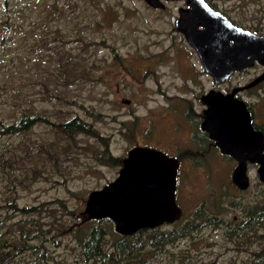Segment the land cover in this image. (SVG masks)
Wrapping results in <instances>:
<instances>
[{
    "label": "rangeland",
    "instance_id": "1",
    "mask_svg": "<svg viewBox=\"0 0 264 264\" xmlns=\"http://www.w3.org/2000/svg\"><path fill=\"white\" fill-rule=\"evenodd\" d=\"M208 1L264 34V0ZM182 6L0 0V264H264V182L249 167L239 190L236 162L195 134L180 100L229 91L264 67L215 84L175 28ZM240 95L264 129V81ZM136 145L181 160L184 216L125 239L82 212Z\"/></svg>",
    "mask_w": 264,
    "mask_h": 264
},
{
    "label": "water",
    "instance_id": "2",
    "mask_svg": "<svg viewBox=\"0 0 264 264\" xmlns=\"http://www.w3.org/2000/svg\"><path fill=\"white\" fill-rule=\"evenodd\" d=\"M145 1L153 7L161 5V0ZM186 1L188 8L180 9L177 29L215 83L255 63L264 67V34L234 24L206 0ZM263 78L264 72L251 85ZM240 89L226 93L211 89L202 95L206 104L202 129L222 154L237 162L231 178L237 188L245 189L248 162L259 165L258 176L264 181V134L254 128L251 111L235 97ZM178 177L177 157L153 146H133L115 179L89 192L82 213L87 219L112 222L121 235L173 223L182 216L176 203Z\"/></svg>",
    "mask_w": 264,
    "mask_h": 264
},
{
    "label": "flooded vegetation",
    "instance_id": "3",
    "mask_svg": "<svg viewBox=\"0 0 264 264\" xmlns=\"http://www.w3.org/2000/svg\"><path fill=\"white\" fill-rule=\"evenodd\" d=\"M161 1H180V2H182L183 3V6L182 7H179V9H178V16H176L175 17V20H174V24H175V28H176V30L178 31V29H177V26H176V21H177V19L180 17L179 15H180V9H187L188 8V5H187V1L186 0H161ZM206 2L211 6V7H213L214 9H216L213 5H211L210 4V2L208 1V0H206ZM149 4V3H148ZM150 5V4H149ZM153 7V6H152ZM158 7H161V5L160 6H158ZM165 7V6H164ZM164 7L162 8V9H164ZM156 8V7H155ZM216 10H218V9H216ZM226 16V15H225ZM227 17V16H226ZM228 18V17H227ZM229 19V18H228ZM230 20V19H229ZM231 21V20H230ZM179 32V31H178ZM180 33V32H179ZM183 37H184V39H185V36L182 34V33H180ZM185 41H186V39H185ZM186 43H187V41H186ZM188 44V43H187ZM189 45V44H188ZM190 46V45H189ZM191 47V46H190ZM192 48V47H191ZM193 50V52H195V50L194 49H192ZM199 62H200V60H199ZM200 66H201V71H203V72H205L204 71V68H203V66L201 65V63H200ZM249 68V67H248ZM248 68H246V69H248ZM246 69H244V70H242V71H239V72H243V71H245ZM237 72V71H236ZM263 72H264V70H263ZM263 72L261 73V74H263ZM206 73V72H205ZM235 73V72H234ZM233 73V74H234ZM207 74V73H206ZM233 74H231L230 75V77L233 75ZM261 74H259V75H257L256 77H254L252 80H250L249 82H247V83H245V84H243V85H238V86H240L241 87V89L239 90V91H237L236 92V94H235V97L237 98V99H239V100H241V101H243L244 102V104L247 106V109L249 110V111H251V118H252V120H253V125H254V128L255 129H258V130H261L262 132H263V134H264V129L263 128H261V127H259V126H257L258 124L255 122V118H254V108L253 107H251L250 106V104L246 101V99L245 98H242L241 97V95H240V93L242 92V91H245V92H247V91H250V90H252V89H254L255 87H257L261 82H263L264 81V78L263 79H261V80H259L258 82H256V83H254V84H252L251 85V83L252 82H254V80L257 78V77H259ZM230 77H228L226 80H228ZM213 80V79H212ZM226 80H224V81H226ZM224 81H222V82H224ZM214 82V81H213ZM222 82H220V83H222ZM215 83V82H214ZM215 84H219V83H215ZM238 86H235V87H233V88H236V87H238ZM233 88H231L229 91H225L224 93H226V92H230ZM206 92H204V93H202L201 95H198V96H196L195 98H193V99H191V98H189V97H181L180 98V100L182 101V102H184V103H186V104H188V107H187V110H186V116H188V115H190V118H191V120H192V122L197 126V129H196V133L195 134H199V133H202V134H204L205 136H207L208 137V133L206 132V131H204L203 129H202V123H203V121H204V119H205V109H206V104L202 101V95L203 94H205ZM193 100L196 102V104L199 106V107H197L195 104H194V102H193ZM130 102H127L126 104H129ZM194 134V135H195ZM209 138V137H208ZM210 141H211V143L216 147V149L220 152V150H219V147L216 145V142L215 141H213V140H211V139H209ZM159 149H161V148H159ZM161 150H163V149H161ZM164 151V150H163ZM220 154H222L221 152H220ZM170 155V154H169ZM224 157L225 156H227V155H224V154H222ZM171 156H173V155H171ZM227 157H230V156H227ZM178 158V157H177ZM231 158V157H230ZM233 159V158H232ZM178 160H179V164L181 163V160L178 158ZM234 160V159H233ZM235 161V160H234ZM236 162V161H235ZM237 163V162H236ZM236 166V165H235ZM249 167H252V168H254L255 167V170H256V172H257V169H258V167H259V165L258 164H252V163H250V162H248L247 163V175H248V168ZM179 174H180V170H179ZM257 175H258V172H257ZM258 178H259V176H258ZM248 180H249V178H248ZM259 180H260V178H259ZM261 182H264V181H262V180H260ZM236 186V185H235ZM237 187V186H236ZM249 187V182H248V185H247V187L245 188V189H239V190H246L247 188ZM177 194H178V191H177ZM176 203L178 204V202H177V195H176ZM178 206L180 207V209H181V212H182V216L180 217V219H178V220H176V221H174L173 223H176V222H178V221H180L181 219H182V217L184 216V209L181 207V205L180 204H178ZM164 224H168V223H164ZM169 224H172V223H169ZM161 226V225H160ZM159 227V226H158ZM145 229H149V228H144V229H141V230H139L138 232H140V231H142V230H145ZM138 232H136V233H138ZM135 233V234H136ZM135 234H133V235H122L125 239H128V238H130V237H134L135 236ZM15 256H16V253H15V251L14 252H12L10 255H9V259L10 258H15ZM120 261L121 260H119V261H117L116 263L117 264H119L120 263ZM1 263V262H0Z\"/></svg>",
    "mask_w": 264,
    "mask_h": 264
}]
</instances>
